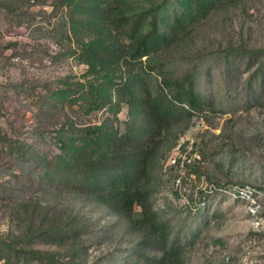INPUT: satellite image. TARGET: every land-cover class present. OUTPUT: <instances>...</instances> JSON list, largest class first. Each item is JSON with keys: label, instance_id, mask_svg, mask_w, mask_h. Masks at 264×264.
<instances>
[{"label": "rangeland", "instance_id": "rangeland-1", "mask_svg": "<svg viewBox=\"0 0 264 264\" xmlns=\"http://www.w3.org/2000/svg\"><path fill=\"white\" fill-rule=\"evenodd\" d=\"M95 1L0 7V236L17 240L35 209L43 228L68 230L61 242L24 246L51 251L54 264H264V0H208L199 12L192 0H168L160 26L169 40L155 53L163 73L142 81L155 92L163 75L188 74L203 103L154 140L143 86L134 100L121 87L140 79L141 62L117 50L125 40L102 15L90 16ZM122 1L132 10L143 0ZM173 8L185 15L175 30ZM74 48L97 57L86 63ZM122 133L152 150L141 181L168 253L139 205L130 219L50 177L94 144L108 152Z\"/></svg>", "mask_w": 264, "mask_h": 264}, {"label": "trees", "instance_id": "trees-1", "mask_svg": "<svg viewBox=\"0 0 264 264\" xmlns=\"http://www.w3.org/2000/svg\"><path fill=\"white\" fill-rule=\"evenodd\" d=\"M109 1L96 0L88 11L93 17L97 13L102 15L105 24L124 38L123 47L117 50L123 53L126 59L141 62L140 79L134 78L132 82L125 80L121 83V87L125 93H128L129 99L134 100L137 99V95L133 87L138 82L143 86L144 96L141 102L146 124L149 126L150 138L154 140V136L161 134L177 114L190 113L194 109H199L203 100L196 91L193 77L188 74L181 77L163 75L159 90L155 92L147 82L142 81V72L163 73V64L155 53L169 40V35L161 28L160 22L163 21L164 11L170 2L168 0H143L134 9L126 10L122 0ZM207 1L192 0V8L198 12L202 11ZM185 2L183 6L189 13L188 3L185 4ZM11 4L12 0H0V7L6 10L13 9ZM171 17L173 19L171 29H179L185 19L183 11L178 13L173 8ZM118 46L120 47L121 44L118 43ZM71 52L86 63L94 61L97 57L87 50L77 52L74 48ZM112 52L115 53L114 50ZM143 56L145 60H142ZM11 145L14 144H2V147L5 152H8ZM17 145L27 147V144ZM151 152L152 150L148 149L145 143L135 137H130L128 133H122L116 136L115 143L108 152L99 150L94 144L90 150L78 152L67 158L64 162L66 165L64 170L62 171V168L56 170L50 177L62 184L73 182L74 187L100 198L110 207L129 216L130 219H133L135 207L139 205L141 221L148 224L158 234L162 246L165 247V253H168L172 246L169 245L165 229L157 221L149 197V188L141 181L148 175ZM64 158L59 161H64ZM11 173L17 174L15 168H12ZM35 211V209L25 211L27 225L21 234L14 235L17 240L9 239L4 235L0 236V264H54L55 258L51 251L24 246L30 245L36 239L61 242L58 238L66 236L68 230L43 228L41 221L37 222Z\"/></svg>", "mask_w": 264, "mask_h": 264}, {"label": "built area", "instance_id": "built-area-1", "mask_svg": "<svg viewBox=\"0 0 264 264\" xmlns=\"http://www.w3.org/2000/svg\"><path fill=\"white\" fill-rule=\"evenodd\" d=\"M172 161H175V158H172Z\"/></svg>", "mask_w": 264, "mask_h": 264}]
</instances>
